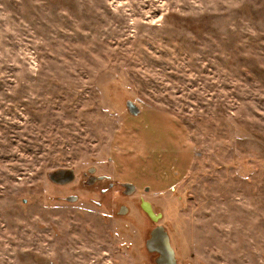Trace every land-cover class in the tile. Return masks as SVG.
<instances>
[{"label": "rangeland", "instance_id": "rangeland-1", "mask_svg": "<svg viewBox=\"0 0 264 264\" xmlns=\"http://www.w3.org/2000/svg\"><path fill=\"white\" fill-rule=\"evenodd\" d=\"M156 225L264 264V0H0V264H155Z\"/></svg>", "mask_w": 264, "mask_h": 264}, {"label": "water", "instance_id": "water-1", "mask_svg": "<svg viewBox=\"0 0 264 264\" xmlns=\"http://www.w3.org/2000/svg\"><path fill=\"white\" fill-rule=\"evenodd\" d=\"M126 109L131 115H136L139 112V109L131 102L126 103ZM93 170L92 168L88 172H92ZM47 178L56 185H67L73 181L74 171L72 169L56 170L49 172ZM99 179L101 178H96V180ZM122 186L124 188V194L127 196L135 190V187L131 184H122ZM75 199V197L70 196L66 200L68 202H74ZM140 207L153 223L159 221L161 215L154 213L148 202L141 200ZM125 212L126 208L121 206L119 208V214L123 215ZM144 246L148 253L155 254V264H176L175 254L169 236L162 226L156 225L149 231Z\"/></svg>", "mask_w": 264, "mask_h": 264}, {"label": "flooded vegetation", "instance_id": "flooded-vegetation-1", "mask_svg": "<svg viewBox=\"0 0 264 264\" xmlns=\"http://www.w3.org/2000/svg\"><path fill=\"white\" fill-rule=\"evenodd\" d=\"M90 169H92V168H90ZM94 172H95L94 170L92 172H89V175L86 178V182L91 183V182L96 181V178H99L98 176H95Z\"/></svg>", "mask_w": 264, "mask_h": 264}, {"label": "trees", "instance_id": "trees-1", "mask_svg": "<svg viewBox=\"0 0 264 264\" xmlns=\"http://www.w3.org/2000/svg\"><path fill=\"white\" fill-rule=\"evenodd\" d=\"M153 255H155V254H153Z\"/></svg>", "mask_w": 264, "mask_h": 264}]
</instances>
